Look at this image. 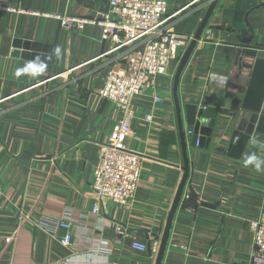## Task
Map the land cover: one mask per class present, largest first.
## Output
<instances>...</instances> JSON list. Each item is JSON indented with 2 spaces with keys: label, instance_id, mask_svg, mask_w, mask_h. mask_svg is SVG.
Instances as JSON below:
<instances>
[{
  "label": "crops",
  "instance_id": "crops-1",
  "mask_svg": "<svg viewBox=\"0 0 264 264\" xmlns=\"http://www.w3.org/2000/svg\"><path fill=\"white\" fill-rule=\"evenodd\" d=\"M165 1L161 27L186 44L133 98L124 139L142 157L133 200L102 199L95 213L93 171L119 115L99 90L116 52L103 56L111 44L100 25L67 29L56 15L91 19L107 3L0 0V264H155L183 174L174 75L211 0ZM15 39L38 43L44 57L50 47V59L13 56ZM176 93L183 123L184 105L216 109L207 145L192 146L186 132L180 202L190 187L212 207L176 210L161 264H249L248 223L264 213V0H218ZM61 219L71 222L69 246L65 229L41 225Z\"/></svg>",
  "mask_w": 264,
  "mask_h": 264
},
{
  "label": "built area",
  "instance_id": "built-area-1",
  "mask_svg": "<svg viewBox=\"0 0 264 264\" xmlns=\"http://www.w3.org/2000/svg\"><path fill=\"white\" fill-rule=\"evenodd\" d=\"M105 1L108 8L97 12L91 19L56 15L62 27L67 29H78L85 23L100 25L104 39L111 44L103 56L116 52L99 90L102 98L118 107L119 115L107 141L100 145L93 171L91 190L97 201L93 208L95 213L99 211L102 199L117 205L133 200L142 163L140 154L124 146L134 116L133 98L144 93L149 78L167 72L174 47L186 44L185 39L161 27L166 17L165 0ZM144 119L150 121V114ZM248 224L253 234L249 264H264V213ZM41 225L52 232L58 228L65 229L60 242L64 246L71 245L68 232L71 222L68 219L42 221ZM132 246L142 251L146 249L141 243H132Z\"/></svg>",
  "mask_w": 264,
  "mask_h": 264
},
{
  "label": "water",
  "instance_id": "water-1",
  "mask_svg": "<svg viewBox=\"0 0 264 264\" xmlns=\"http://www.w3.org/2000/svg\"><path fill=\"white\" fill-rule=\"evenodd\" d=\"M217 2L218 0H211L209 2V5L200 21L197 30L195 31L194 35L191 37L189 43L187 44V47L185 48L182 56L179 59L178 66L176 68V72L174 75L173 98L175 102V111H176V118L178 124V132L180 137V146L183 157V166H182L183 174L180 183L178 185V189L174 201L171 205V208L166 218V223L161 235L160 246L155 260V264H161L162 257L164 255L169 240L172 220L176 210L188 208V207L195 208L197 204H199L200 206L212 207V205L207 202L204 201L197 202V195L195 191H193V189L190 187H187L188 189V196L186 198L187 203L180 205V202L183 193L185 191V188L187 186L186 183L189 176L188 158L186 156V144H187L186 132L191 133L190 144L192 146L201 147L203 145H207L210 140L212 127L214 125L216 109L214 108L198 109L195 105H188V104L184 105L183 111H184L185 122L183 123L181 116L182 109L178 101L176 87H177L179 75L182 69L184 68L196 43L198 42V40H200L201 35L206 28V25L209 21L210 16L212 15L213 10L216 7ZM245 22H246V15H245ZM13 47L15 48L12 52L13 56H20L23 58H31L33 60H41V61L43 60L48 61L51 57L49 55L51 53L50 47H48L47 50L48 55L46 57L42 55H38L37 51L40 49V45L38 43H33L30 41H22L21 39H15L13 42ZM207 119L208 121H206Z\"/></svg>",
  "mask_w": 264,
  "mask_h": 264
},
{
  "label": "clouds",
  "instance_id": "clouds-1",
  "mask_svg": "<svg viewBox=\"0 0 264 264\" xmlns=\"http://www.w3.org/2000/svg\"><path fill=\"white\" fill-rule=\"evenodd\" d=\"M252 159L254 160L255 159V157H252ZM256 168H257V170H260V163L258 162V163H256Z\"/></svg>",
  "mask_w": 264,
  "mask_h": 264
}]
</instances>
